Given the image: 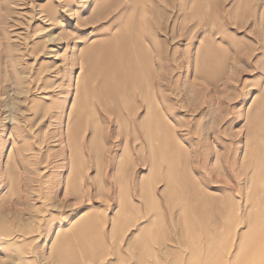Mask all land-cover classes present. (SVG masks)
Instances as JSON below:
<instances>
[{
  "label": "rangeland",
  "instance_id": "rangeland-1",
  "mask_svg": "<svg viewBox=\"0 0 264 264\" xmlns=\"http://www.w3.org/2000/svg\"><path fill=\"white\" fill-rule=\"evenodd\" d=\"M0 264H264V0H0Z\"/></svg>",
  "mask_w": 264,
  "mask_h": 264
}]
</instances>
